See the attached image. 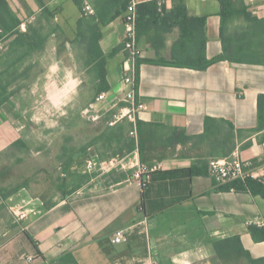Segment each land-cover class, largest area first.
I'll return each instance as SVG.
<instances>
[{
  "label": "crops",
  "instance_id": "obj_1",
  "mask_svg": "<svg viewBox=\"0 0 264 264\" xmlns=\"http://www.w3.org/2000/svg\"><path fill=\"white\" fill-rule=\"evenodd\" d=\"M9 1L21 31L44 19L83 42L76 50L68 40L65 52L18 79L9 91L23 87L0 104V264H58L68 255L78 264H220L215 242L233 236L254 259L264 258V240L249 230L264 227V197L224 190L208 172L210 158L238 152L264 180V0H232L226 8L219 0H184L190 16H206V57L223 56L205 69L162 62L173 60L179 26L164 34L159 51L150 37L162 18L141 33V139L128 119L109 124L127 90L130 0ZM158 1L167 11L176 5ZM94 32L110 87L100 93ZM14 39L2 38L0 71ZM52 42L47 47L55 49ZM101 93L107 99L88 107ZM208 117L230 122L233 133L220 123V139L210 138ZM143 164L152 169L138 178ZM127 227L128 241L114 242Z\"/></svg>",
  "mask_w": 264,
  "mask_h": 264
},
{
  "label": "trees",
  "instance_id": "obj_2",
  "mask_svg": "<svg viewBox=\"0 0 264 264\" xmlns=\"http://www.w3.org/2000/svg\"><path fill=\"white\" fill-rule=\"evenodd\" d=\"M219 1L221 2L223 8H226L228 7V4L230 5L232 0ZM137 12L139 36L141 33H144L149 26H153L154 22L158 23L159 19L162 18L161 23L156 29L157 35L155 37H150L152 44L158 51L164 47V34L170 31L174 26L180 27L181 36L173 47V60L170 62L163 60V63L205 69L212 62L223 58V56H220L216 59L209 60L206 57L204 47L206 16H190L184 0H176V5L171 11H167L165 5H162V3L158 0L139 3L137 5ZM51 17L53 18L54 15L51 14ZM40 18L41 17H38V20ZM46 18L48 21L50 20V17L46 16ZM37 22L39 23V21ZM20 25L21 20L14 12L10 1L0 0V37H3L8 33L15 35V39L10 43L8 57H6V59L3 61L4 69L0 71V104L4 103L15 92L23 87V85H20L17 86L14 91H9V88L12 84H14L20 78H24L25 80L30 78L28 73L38 65V62L30 61V58H32L35 53L43 51L48 40L47 36L40 31V28L35 24V22L29 24L27 31L25 32L21 31ZM79 26L82 28V20L79 21ZM99 36L100 33L98 32H94L92 34V39H94L93 42L98 49L96 50V54L99 57V62L94 67L95 71L98 72L97 76L100 82V85L97 89L98 93L107 91L110 88L106 79V59L97 42ZM194 43L198 44V49L195 54L191 49V45ZM119 49V47L116 48L114 52H117ZM1 58L2 57L0 55V59ZM142 62L143 59H139L137 64V86H139L140 82L139 68ZM21 67H23L22 71ZM263 100L264 95H260V119L263 117ZM220 123L228 124L232 131L231 133H233L234 126L230 122L208 117L206 119V131L210 138L214 137L215 139H220L218 138L219 131H216V128L219 127ZM213 128H215V131ZM137 129L139 139H141L139 119L137 121ZM70 162L71 161H66L64 170L67 171ZM222 188L224 190L251 192L254 195H260L264 197V180L254 178L253 176H249L245 180L237 179L229 184L223 185ZM74 191L75 189H73L71 192ZM249 230L256 241L264 240V227L250 224ZM215 250L220 264H243L244 259L246 264H264V258L254 259L250 252L244 249L239 236H233L215 242ZM61 261H65V264H78L71 255L60 259V263L58 264H63Z\"/></svg>",
  "mask_w": 264,
  "mask_h": 264
},
{
  "label": "built area",
  "instance_id": "obj_3",
  "mask_svg": "<svg viewBox=\"0 0 264 264\" xmlns=\"http://www.w3.org/2000/svg\"><path fill=\"white\" fill-rule=\"evenodd\" d=\"M138 0H130L129 5L125 11L124 23L125 34L123 40V51L125 52V61L123 62V82L127 87L125 90V99L127 105L120 108L119 112L113 114L112 120L109 124L112 126L122 119H128L133 124L132 133L135 137H138L137 121L140 111L145 107V104L138 95V60L143 56V49L139 44L138 34V12H137ZM85 13L93 14L94 10L86 4L84 8ZM24 27V24H22ZM2 32V31H1ZM4 37V36H3ZM0 37V50L2 49V38ZM107 97V93H101L97 100L104 101ZM93 109V105L91 107ZM94 110V109H93ZM93 110L87 109L86 113H93V117L97 118ZM147 164H143L136 176L142 177L144 172L151 170ZM209 175L215 180L218 185H226L237 179L245 180L249 176H254L255 172L251 167V163L242 160L238 152H234L229 157H212L209 159ZM132 227L117 230L113 235L114 242H127L129 239V233ZM32 260V257H28Z\"/></svg>",
  "mask_w": 264,
  "mask_h": 264
},
{
  "label": "rangeland",
  "instance_id": "obj_4",
  "mask_svg": "<svg viewBox=\"0 0 264 264\" xmlns=\"http://www.w3.org/2000/svg\"><path fill=\"white\" fill-rule=\"evenodd\" d=\"M40 31L47 36L48 40L45 44V48L43 51L37 52L33 55V59L36 60L38 62L37 67L33 68V70L31 72L35 73L38 72L40 70L43 69V66H45L46 64H48L49 62L53 61L57 56L61 55L63 52H65L64 50L66 49V44L70 43L68 40L71 41V49H72V45L74 46V48L76 50H79L80 48H78L80 46L79 42L82 41L80 39H77L76 41L71 40L72 38L68 35H64V33L62 31L56 30V25L54 24H50L49 22H47L46 20L43 19V22H40ZM54 30V34L51 32ZM51 40L53 41L52 43L54 44V46L56 47L55 49H51L48 48L47 45H49V43L51 42ZM84 40V37H83ZM49 42V43H48ZM83 42V41H82ZM36 57V59H35ZM90 74L94 75L93 71H90ZM99 97V95L95 98V101L93 103H91V105H95L97 103H100L101 101L97 100V98ZM107 99V97L104 99V101ZM121 103L122 106L124 107L125 105H127V101L125 99V93L121 99ZM91 105H89L88 107L91 108ZM120 107V108H121ZM120 108L118 109L117 112L120 111ZM211 159V158H210ZM112 250H115L114 246H111ZM115 259V258H113ZM237 264H242V263H237ZM243 264H246L243 262Z\"/></svg>",
  "mask_w": 264,
  "mask_h": 264
}]
</instances>
